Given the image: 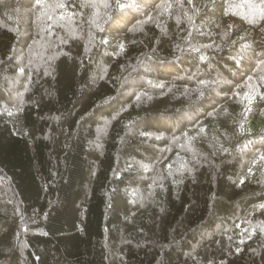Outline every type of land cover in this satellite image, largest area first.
Returning <instances> with one entry per match:
<instances>
[{
  "label": "trees",
  "instance_id": "1",
  "mask_svg": "<svg viewBox=\"0 0 264 264\" xmlns=\"http://www.w3.org/2000/svg\"><path fill=\"white\" fill-rule=\"evenodd\" d=\"M163 2L0 0V264H264V0Z\"/></svg>",
  "mask_w": 264,
  "mask_h": 264
},
{
  "label": "rangeland",
  "instance_id": "2",
  "mask_svg": "<svg viewBox=\"0 0 264 264\" xmlns=\"http://www.w3.org/2000/svg\"><path fill=\"white\" fill-rule=\"evenodd\" d=\"M3 194L5 195L6 201L0 203V207H4L5 204H9V206L15 209L14 216H17V222L15 226H11L10 231L5 233L6 237L2 239L3 244L0 256H4V250L9 247L10 249H16L22 256L24 255V237L26 232L29 228V224L25 218V216L21 213V208L19 204L13 200L8 190L4 191ZM2 194V195H3ZM3 195V196H4ZM1 243V242H0Z\"/></svg>",
  "mask_w": 264,
  "mask_h": 264
},
{
  "label": "snow or ice",
  "instance_id": "3",
  "mask_svg": "<svg viewBox=\"0 0 264 264\" xmlns=\"http://www.w3.org/2000/svg\"><path fill=\"white\" fill-rule=\"evenodd\" d=\"M187 3L192 6L193 12L197 11L196 6L193 4V0H187ZM36 5L40 8H43V9H55V8H63L64 7L63 4H59V3L48 4L47 0H36ZM90 6H95V3L91 4ZM104 6H107V5H104ZM179 6L181 8L184 7L182 0H179ZM158 7L162 10V12H169L170 13L172 8H173V4L170 3L169 0H164L163 3L158 5ZM246 7L251 10V15L253 18L252 22H254L256 18H259L261 21H264V3H260V4L250 3V4H247ZM45 14L47 15V13H45ZM184 15L187 16L189 20H191V16H188L187 12H185ZM47 18L49 20H51L52 16L48 15ZM61 19H63V17H61ZM190 50L193 52H199L200 51L199 48H191ZM257 55H264V54L257 53ZM200 59L204 60V59H206V57L204 55H201ZM262 62H264V61H262ZM251 79H252V77H249V80H251ZM262 79H264V78H262ZM137 99H139V97ZM9 115H11V113H9ZM201 131H203V129H201ZM260 159L264 160V156H261ZM261 231H264V227H261Z\"/></svg>",
  "mask_w": 264,
  "mask_h": 264
}]
</instances>
